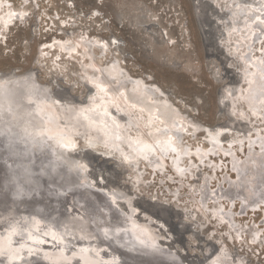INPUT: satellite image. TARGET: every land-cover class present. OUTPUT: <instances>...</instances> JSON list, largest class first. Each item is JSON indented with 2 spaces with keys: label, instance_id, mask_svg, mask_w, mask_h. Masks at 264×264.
I'll return each instance as SVG.
<instances>
[{
  "label": "rangeland",
  "instance_id": "1",
  "mask_svg": "<svg viewBox=\"0 0 264 264\" xmlns=\"http://www.w3.org/2000/svg\"><path fill=\"white\" fill-rule=\"evenodd\" d=\"M0 4L15 9L21 16L17 24L0 29V75L18 76L2 83L22 81L23 74L30 70V78L39 87L48 85L54 96L38 95L40 107L51 99L59 108L65 101L74 108L85 104L81 97L89 92L77 79L78 55L69 60L63 55L56 59L51 50L39 57L45 54L39 50L44 43L65 40L66 35L69 42L80 37L87 41V36L107 42L112 36L120 46L112 56L106 52L108 59L122 62V68L143 84L156 85L160 94L196 124L222 126L212 152H202V148L208 149L202 132L184 136L182 142L190 155L178 168L175 155L157 157L155 152L148 162L141 160L130 168L124 157L119 159L104 148L96 151L88 146L82 131L76 135L74 148L82 154L88 173L82 182L90 192H100L112 202L115 207L112 205L111 211L122 217L124 227L152 232L157 244L172 251L178 264H206L211 253L215 256L222 248L229 253L224 264H264V178L252 181L249 177L251 162L264 150V116L259 115L262 120L258 122L250 121L249 108L236 96L242 88L236 84L238 73L247 69L235 58L242 52L246 58L255 56L260 68L253 70L257 69L264 80V28L251 21L253 16L264 14V0H0ZM140 9L152 22H144L138 30L131 18L136 20ZM85 50L91 58L96 57L95 62L106 60L98 56L96 47L87 46ZM246 67H252L251 61ZM222 93L227 94L230 103L234 102L230 105L234 118L247 126L229 119ZM71 95H78L79 99L72 101ZM2 106L12 107L9 103ZM44 115L43 111L39 114L42 120ZM40 125L38 134L45 132L44 124ZM232 137L238 140L233 142ZM85 148L88 150L79 151ZM89 149L117 159L118 163L95 156ZM196 151L204 154L203 159L197 158ZM236 163L247 164L238 171ZM236 178L241 184L232 200L222 197L216 209L210 201H201L199 189H203V181L207 190L224 191ZM114 196L117 197L113 200ZM123 197L130 206H123ZM201 210L211 215L218 211L222 219L214 222L211 217L212 222L204 223ZM231 234L235 240L228 237ZM217 242L222 245L215 251L212 243ZM76 243L69 245L71 250ZM122 257L127 262L137 261L134 255Z\"/></svg>",
  "mask_w": 264,
  "mask_h": 264
},
{
  "label": "bare ground",
  "instance_id": "2",
  "mask_svg": "<svg viewBox=\"0 0 264 264\" xmlns=\"http://www.w3.org/2000/svg\"><path fill=\"white\" fill-rule=\"evenodd\" d=\"M142 12L140 9L136 20L131 18L134 22L132 25L138 30L144 22H152ZM19 13L0 4V29L17 24L21 20ZM253 20L264 28V14L253 16ZM65 37V40L54 39V42L44 43L39 50L45 54L39 57H45L51 50L55 51L56 59L63 55L69 60L78 55L80 67L77 79L89 89L85 94L87 99L83 100L85 104L72 108L65 101L59 108L54 106L56 103L52 104L51 99H47L40 107L41 98L38 95L47 98L53 95L47 89L48 85L39 87L36 80H32L30 70L26 75L22 73L24 80L11 79L5 84L3 80L16 75L11 70V74H5L7 76L0 75V86L4 85L0 87V264H163L161 261L165 260L178 264L172 251L157 244L159 242H156L152 232L139 227H124L122 217L111 211L112 202L105 199L102 193L90 192L86 188L82 181L88 174L87 167L84 168L82 154L74 148L76 135L82 131L88 146L96 151L104 148L105 152H112L119 159L124 157L125 165L130 168L141 160L148 162L152 156L150 154L154 152L157 157L175 155L178 168V164L190 155L182 139L200 131L208 147L202 148V152H212L223 128L196 124L160 94L156 85L151 82L143 84L122 68V62L112 57L108 59L105 56L107 51L111 56L119 51L120 44L116 38L110 36L106 42L96 36H87V41L80 37L69 42L68 36ZM87 46L96 47L98 56L102 59L106 57V60L95 62L96 57L91 58L86 53ZM235 58L247 70L239 72L236 81L244 90L239 88L238 91L237 87L234 94L238 91L236 96L249 108L250 121L258 122L262 120L258 116H264V80L253 67L260 68V63L255 56L246 58L244 52ZM248 60L252 64L250 68L246 67ZM221 97L226 99L223 102L231 120H236L230 110L234 102L227 100V94L222 93ZM7 103L12 107L2 106ZM42 111L45 113L43 120L39 116ZM60 114L65 123L60 119ZM41 123L45 132L39 135L36 131ZM252 127L254 130L255 125ZM230 139L233 142L238 140L236 137ZM262 145L264 147V143ZM99 146L102 148L99 149ZM89 150L100 158H111ZM196 156L201 160L204 154L196 151ZM113 160L118 163L117 159ZM251 163L249 177L252 181L264 178V150ZM120 164L123 165V162ZM246 164L236 163L237 167L234 166L236 170L243 171ZM248 180L246 177L245 181ZM240 184L236 178L229 182L224 191H220V188L210 191L202 185L203 189H199L201 201H210L211 207L216 209L222 197L232 200L237 196ZM120 200L124 207L131 205L124 197ZM71 201L77 209L71 207ZM201 212L205 216L202 217L204 223L212 222L211 217H214V222L222 219L217 215L218 211L213 215L204 214L203 210ZM228 237L235 240L232 234ZM73 241L77 242L76 248L71 250L69 245ZM46 242V245H41ZM213 244L215 251L222 245L219 242ZM117 247L126 251L127 255H144L148 262H127L122 257L125 253ZM223 249H218L215 256L211 253L206 264H224L229 253Z\"/></svg>",
  "mask_w": 264,
  "mask_h": 264
},
{
  "label": "water",
  "instance_id": "3",
  "mask_svg": "<svg viewBox=\"0 0 264 264\" xmlns=\"http://www.w3.org/2000/svg\"><path fill=\"white\" fill-rule=\"evenodd\" d=\"M69 88H71V87H69ZM86 89H88V88H86ZM82 98V100H85V96L84 97H81ZM70 99L72 100V101H77L78 99H79V96L78 95H71L70 96ZM224 101H226V99H224ZM227 116L229 117V119H231L230 118V116H229V114L227 113ZM234 124H236V125H239V122L237 121V120H231ZM243 126L245 125V126H247L246 124H242ZM76 150V152L78 153V149L76 148L75 149ZM84 150H87V148H85V149H81V150H79V151H84ZM85 152V151H84ZM97 153H99V152H97ZM103 156V155H102ZM0 168H1V166H0ZM141 216V215H140ZM46 245L47 244V242L46 243H43V244H41V245ZM112 247H114L113 245H112V243H109ZM49 245V244H48ZM56 245H59V244H57L56 243ZM117 248H119L120 250L119 251H121V252H124L125 254H128L126 251H123V249H121L120 247H117ZM216 248V247H215ZM132 255H134V256H136V260L137 261H140L141 263H147L148 261L146 260L147 258H145V256L144 255H141V254H139V253H134V254H132ZM144 256V257H143ZM104 263V262H103ZM161 263H163V264H170V263H167V262H165V261H161ZM105 264H107V262H105Z\"/></svg>",
  "mask_w": 264,
  "mask_h": 264
},
{
  "label": "snow or ice",
  "instance_id": "4",
  "mask_svg": "<svg viewBox=\"0 0 264 264\" xmlns=\"http://www.w3.org/2000/svg\"><path fill=\"white\" fill-rule=\"evenodd\" d=\"M173 150H175V149H173Z\"/></svg>",
  "mask_w": 264,
  "mask_h": 264
}]
</instances>
